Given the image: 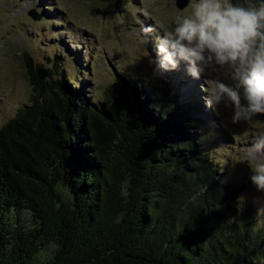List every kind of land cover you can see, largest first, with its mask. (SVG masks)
Instances as JSON below:
<instances>
[{
	"label": "trees",
	"instance_id": "1",
	"mask_svg": "<svg viewBox=\"0 0 264 264\" xmlns=\"http://www.w3.org/2000/svg\"><path fill=\"white\" fill-rule=\"evenodd\" d=\"M24 57L32 96L0 127V264H264V218L236 208L190 98L114 73L94 101Z\"/></svg>",
	"mask_w": 264,
	"mask_h": 264
},
{
	"label": "rangeland",
	"instance_id": "2",
	"mask_svg": "<svg viewBox=\"0 0 264 264\" xmlns=\"http://www.w3.org/2000/svg\"><path fill=\"white\" fill-rule=\"evenodd\" d=\"M176 1L0 0V127L32 96L24 54L37 70L50 69L53 62L61 65L66 76L85 83L94 101L114 73L142 78L155 89L168 88L181 102L191 99L199 112L195 123L201 144L217 162L221 180L239 191L236 208L241 213L247 206L253 208L259 224L264 218V192H258L248 177L258 162H264V155L251 151L253 138L264 132V120L255 117L251 123L233 125L231 109L213 106L215 81L232 83L229 70L192 77L189 65L182 62L178 70L153 75L157 37L174 27L196 2L187 0L179 10ZM150 27L155 31L145 33Z\"/></svg>",
	"mask_w": 264,
	"mask_h": 264
},
{
	"label": "clouds",
	"instance_id": "3",
	"mask_svg": "<svg viewBox=\"0 0 264 264\" xmlns=\"http://www.w3.org/2000/svg\"><path fill=\"white\" fill-rule=\"evenodd\" d=\"M155 31L154 28L144 32ZM153 75L189 65L192 77L206 76L227 68L232 83L216 80L212 104L231 109L230 123H251L264 115V0L256 4L233 0H196L174 27L157 37ZM253 154L264 155V132L253 138ZM258 192H264V162H258L248 177Z\"/></svg>",
	"mask_w": 264,
	"mask_h": 264
},
{
	"label": "water",
	"instance_id": "4",
	"mask_svg": "<svg viewBox=\"0 0 264 264\" xmlns=\"http://www.w3.org/2000/svg\"><path fill=\"white\" fill-rule=\"evenodd\" d=\"M187 5V0H177L176 1V7L179 9V10H181V9H183L185 6ZM29 16H30V18H32L33 20H36L37 19V16H36V14H34V13H30L29 14ZM36 70V74H37V76H38V78L40 79V80H44V77H45V72L43 71V70H37V69H35ZM62 184V193L66 196V195H69L68 193H70L69 192V189H68V187L67 186H65L63 183H61ZM252 185V184H251Z\"/></svg>",
	"mask_w": 264,
	"mask_h": 264
}]
</instances>
